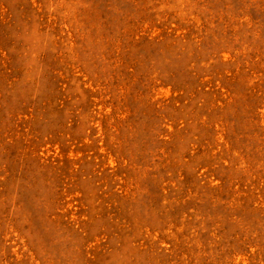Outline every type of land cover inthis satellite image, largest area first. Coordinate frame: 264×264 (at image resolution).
I'll list each match as a JSON object with an SVG mask.
<instances>
[{
  "label": "rangeland",
  "instance_id": "1",
  "mask_svg": "<svg viewBox=\"0 0 264 264\" xmlns=\"http://www.w3.org/2000/svg\"><path fill=\"white\" fill-rule=\"evenodd\" d=\"M0 264H264V0H0Z\"/></svg>",
  "mask_w": 264,
  "mask_h": 264
}]
</instances>
